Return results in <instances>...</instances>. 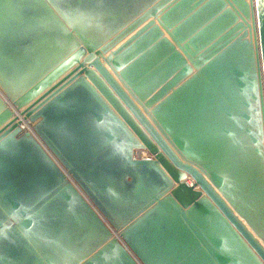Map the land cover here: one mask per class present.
Here are the masks:
<instances>
[{
	"label": "water",
	"instance_id": "95a60500",
	"mask_svg": "<svg viewBox=\"0 0 264 264\" xmlns=\"http://www.w3.org/2000/svg\"><path fill=\"white\" fill-rule=\"evenodd\" d=\"M0 91V264H264V0H0Z\"/></svg>",
	"mask_w": 264,
	"mask_h": 264
},
{
	"label": "built area",
	"instance_id": "2783aa9c",
	"mask_svg": "<svg viewBox=\"0 0 264 264\" xmlns=\"http://www.w3.org/2000/svg\"><path fill=\"white\" fill-rule=\"evenodd\" d=\"M135 157H142V158H144V157H148V155H147V153L146 152H144V151H138V152H135ZM58 165V164H57ZM58 167L62 170V172L65 174V172H64V170L58 165ZM65 177L67 178V180L80 192V190L76 187V185L73 183V181L70 179V177L68 176V175H66L65 174ZM185 182L187 183V184H190L189 183V178H186L185 179ZM81 193V192H80ZM82 194V193H81ZM105 224H106V222H105ZM107 225V224H106ZM107 227L109 228V230L112 232V234H116V232L114 231V230H112L108 225H107Z\"/></svg>",
	"mask_w": 264,
	"mask_h": 264
},
{
	"label": "bare ground",
	"instance_id": "6f19581e",
	"mask_svg": "<svg viewBox=\"0 0 264 264\" xmlns=\"http://www.w3.org/2000/svg\"><path fill=\"white\" fill-rule=\"evenodd\" d=\"M0 95H1V97L4 99L3 94H2L1 91H0ZM6 104L8 105L9 108L13 109V107L10 105L9 102L6 101ZM189 183L191 184V180H190V179H189ZM112 235H113V236L119 241V238H118V236H117V233H116V234H112Z\"/></svg>",
	"mask_w": 264,
	"mask_h": 264
},
{
	"label": "clouds",
	"instance_id": "9594fccd",
	"mask_svg": "<svg viewBox=\"0 0 264 264\" xmlns=\"http://www.w3.org/2000/svg\"><path fill=\"white\" fill-rule=\"evenodd\" d=\"M54 163H55V161H54Z\"/></svg>",
	"mask_w": 264,
	"mask_h": 264
}]
</instances>
